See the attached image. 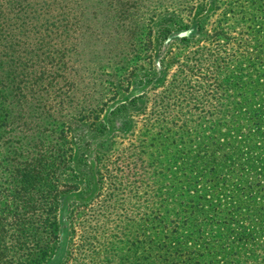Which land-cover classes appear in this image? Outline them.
Returning <instances> with one entry per match:
<instances>
[{
	"label": "rangeland",
	"instance_id": "1",
	"mask_svg": "<svg viewBox=\"0 0 264 264\" xmlns=\"http://www.w3.org/2000/svg\"><path fill=\"white\" fill-rule=\"evenodd\" d=\"M118 1L115 9L81 1L79 21L87 23L70 94L78 105L55 114L54 153L30 172L42 190L30 214L40 229L36 256L46 254L37 264H141L150 251L130 242L141 239L143 211L156 209L152 176L170 160L163 151L225 140L224 122L240 125L237 115L264 84L254 75L264 67V43L255 59L238 14L224 13L230 0ZM6 179L0 169V182ZM199 228L205 235L193 245L204 259L233 263L231 231Z\"/></svg>",
	"mask_w": 264,
	"mask_h": 264
},
{
	"label": "trees",
	"instance_id": "2",
	"mask_svg": "<svg viewBox=\"0 0 264 264\" xmlns=\"http://www.w3.org/2000/svg\"><path fill=\"white\" fill-rule=\"evenodd\" d=\"M81 1L0 0V169L11 178L0 182V264H37L46 256H36L40 229L30 214L42 190L30 172L54 153L55 114L78 105L70 94L78 35L87 23L79 21ZM100 2L114 8L112 0ZM229 11L238 14L257 59L264 43V0H230L224 13ZM261 70L254 75L264 76ZM257 85L250 110L237 115L240 125L231 129L224 122L225 140L163 151L170 160L160 161L152 176L156 209L143 211L141 239L130 242L139 253L150 251L141 264H219L193 245L204 232L201 224L207 231H231L237 248L231 264H264V84ZM67 229L62 218L60 254Z\"/></svg>",
	"mask_w": 264,
	"mask_h": 264
}]
</instances>
